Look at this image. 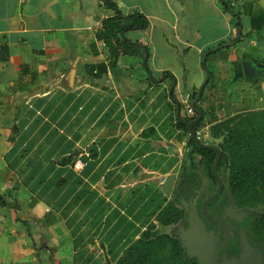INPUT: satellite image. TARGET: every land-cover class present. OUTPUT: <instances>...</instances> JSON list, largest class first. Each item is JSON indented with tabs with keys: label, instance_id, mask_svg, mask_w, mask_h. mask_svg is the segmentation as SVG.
I'll use <instances>...</instances> for the list:
<instances>
[{
	"label": "crops",
	"instance_id": "1",
	"mask_svg": "<svg viewBox=\"0 0 264 264\" xmlns=\"http://www.w3.org/2000/svg\"><path fill=\"white\" fill-rule=\"evenodd\" d=\"M112 1L0 0V264H115L158 228L190 148L174 79L207 144L264 109V0H230L240 19L220 0ZM119 13L147 20L121 34L131 53L99 37Z\"/></svg>",
	"mask_w": 264,
	"mask_h": 264
},
{
	"label": "trees",
	"instance_id": "2",
	"mask_svg": "<svg viewBox=\"0 0 264 264\" xmlns=\"http://www.w3.org/2000/svg\"><path fill=\"white\" fill-rule=\"evenodd\" d=\"M107 1L118 10L114 1ZM220 1L225 11L240 19V12L235 10L230 0ZM146 21V17L139 13L126 16L119 13L104 20L105 30L99 37L109 44L116 40L124 52L131 53L133 46L121 34L145 26ZM196 117H185V120L192 121ZM203 123L204 119L195 123V130ZM176 124L188 131L183 122L177 120ZM211 133L215 138L224 135L219 143L222 157L218 172L224 180L226 193L241 209L261 210L259 215L252 217L249 237L246 233L245 236L253 247L264 252V109L223 120L211 128ZM188 144L187 160L182 166L174 199L157 214V221L165 226L177 223L185 216L184 210L177 205L182 202L185 188L187 192L193 191L201 182L205 183L204 179H208V183L217 182L212 171L216 152L199 147L192 139ZM197 156L201 158L196 160ZM155 228L156 223H151L140 238L126 247L115 264H201L199 260L186 255L179 239L167 233L159 234Z\"/></svg>",
	"mask_w": 264,
	"mask_h": 264
},
{
	"label": "flooded vegetation",
	"instance_id": "3",
	"mask_svg": "<svg viewBox=\"0 0 264 264\" xmlns=\"http://www.w3.org/2000/svg\"><path fill=\"white\" fill-rule=\"evenodd\" d=\"M208 143L214 144L213 141ZM218 187H219L218 181L216 183L209 181V183L201 182L198 185V187H195L193 191L190 192H187L185 188L182 194V202L177 204L182 210H184L185 216L179 222L174 224H179L181 221L188 219L190 217V214L193 212L196 213L197 220L205 219L208 222L206 227V232L208 233L209 236H211L212 239L210 240L203 235L204 236V239L202 238L203 240L199 239L197 242H194V247H196L195 248L196 250H206L207 248L211 250H216L227 239V234L225 229L219 224L210 220L204 212L205 200H207L209 197L214 195L218 190ZM173 199H174V195L172 197V200ZM208 211L213 218H215L231 233V241L220 252V254H222L226 250V248L230 246L233 242L236 246H238L237 250H241L242 234L246 233L249 237L248 228L250 226V222L253 217V209H241L237 207L231 196L226 193L225 183L223 182V188L221 190V193L216 199H214L208 204ZM174 237L181 241V238L183 236H179V237L174 236ZM200 240L202 244L201 242H199ZM183 250L185 249L183 248ZM192 258L199 260L197 257H192ZM222 260L223 258L220 259V262H222Z\"/></svg>",
	"mask_w": 264,
	"mask_h": 264
},
{
	"label": "water",
	"instance_id": "4",
	"mask_svg": "<svg viewBox=\"0 0 264 264\" xmlns=\"http://www.w3.org/2000/svg\"><path fill=\"white\" fill-rule=\"evenodd\" d=\"M206 57H207V54H205V56H204V62L206 61ZM144 66H145L146 70H148V72H150L148 64H147V56H146V58L144 60ZM150 75H152V74L150 73ZM207 76L208 77H207L205 83L208 81V79L210 77L209 70H207ZM176 84H177V81L174 79V84H173L172 88L170 89V95H171L172 99L176 102L177 107H178L177 108L178 120L180 122H183L187 126V128L189 130V134H190V139H192L199 147L211 149V150L216 152V159H215V162L213 164L212 171H213V174H214V176L216 177V179L218 181L219 187H218V190L216 191V193L214 195H212L207 200H205V202H204V212H205V214L207 215V217L210 220H212L213 222L219 224L220 226H222L225 229L226 234H227V239L216 250H211V249L207 248L206 250H197V252L200 254L201 259H199V261H200L201 264H218L217 258L219 256L220 252L231 241V233H230V231L227 228H225L221 223H219L215 218H213L210 215V213L208 211V204L219 196V194L221 193V190L223 188V182L224 181H223L222 177L220 176V174L218 172L219 164H220L221 157H222V152H221V149L219 147V143L223 140V138L218 139L216 144H207V143L203 142L200 139V137L197 134V131L194 128V125H195V123L200 121L201 118L203 117V115H204L203 111L201 109L196 108L195 107V102H194V103H192V106L197 111V113L199 114V117L194 119V120H192V121L184 120L182 118V116H181V104L174 97V87L176 86ZM203 85H205V84H203ZM200 96H201V91H200L199 97ZM176 178H177V174L176 173H170V174H168L166 176V178H165V180L163 182L162 190L165 193V195L168 196V197H171V195L173 193V189H174V186H175ZM204 182L208 183V179H204ZM241 240H242L241 248L243 250L242 251L243 255L241 256L240 260L238 262H236V264H260L258 259L256 258V256L253 254L252 251H255V252L259 253L263 257V254H261L262 251L259 250V249H255L250 244L248 238L245 236L244 233L241 236ZM263 260H264V257H263ZM220 264H223V263H220Z\"/></svg>",
	"mask_w": 264,
	"mask_h": 264
},
{
	"label": "rangeland",
	"instance_id": "5",
	"mask_svg": "<svg viewBox=\"0 0 264 264\" xmlns=\"http://www.w3.org/2000/svg\"><path fill=\"white\" fill-rule=\"evenodd\" d=\"M246 96L248 98L249 94L247 93ZM201 137L204 141H208L206 140L205 137L203 136ZM260 211H261L260 209L253 210V216L259 215ZM207 224L208 222L205 219L197 220L196 213L193 212L190 214V217L188 219L181 221L179 224H171V225L164 226L159 222L157 223L158 228H155V229L157 233L159 234L167 233V234H170L172 236H177V237L183 236L182 237L183 239L181 238V241H182L183 248L185 249L186 255L188 257H197L198 259H201L200 254L195 249L196 247H194V242H197L199 239L203 240L204 236L210 240L212 239L211 236H209L208 233L206 232ZM201 240L199 242H201ZM237 249H238V246H236L233 242L230 246L226 248V250L222 254H220V256H218L217 258L218 264L220 263L236 264V262H238L241 256L243 255L242 248L241 250H237ZM252 252L258 259L259 263L264 264V260H263L264 252L263 251L261 252V254H263V257L255 251H252ZM221 258H223L222 262H220Z\"/></svg>",
	"mask_w": 264,
	"mask_h": 264
},
{
	"label": "built area",
	"instance_id": "6",
	"mask_svg": "<svg viewBox=\"0 0 264 264\" xmlns=\"http://www.w3.org/2000/svg\"><path fill=\"white\" fill-rule=\"evenodd\" d=\"M189 112L194 113V109L192 107L189 108ZM90 155V153H87ZM85 165L84 161L81 158L76 159L74 166L78 169L83 168Z\"/></svg>",
	"mask_w": 264,
	"mask_h": 264
}]
</instances>
